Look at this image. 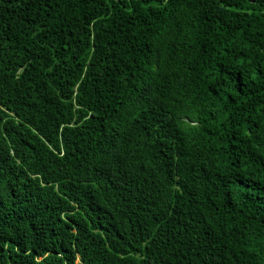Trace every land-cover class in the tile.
<instances>
[{
    "label": "trees",
    "instance_id": "16d2710c",
    "mask_svg": "<svg viewBox=\"0 0 264 264\" xmlns=\"http://www.w3.org/2000/svg\"><path fill=\"white\" fill-rule=\"evenodd\" d=\"M0 264H264V0H0Z\"/></svg>",
    "mask_w": 264,
    "mask_h": 264
}]
</instances>
